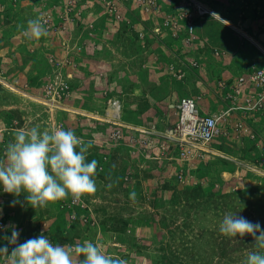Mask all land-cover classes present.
I'll return each mask as SVG.
<instances>
[{
  "label": "rangeland",
  "instance_id": "1",
  "mask_svg": "<svg viewBox=\"0 0 264 264\" xmlns=\"http://www.w3.org/2000/svg\"><path fill=\"white\" fill-rule=\"evenodd\" d=\"M155 1L146 19L135 0H0V155L38 125L93 140L88 159L99 162L98 190L75 204L10 206L0 190V244L15 226L20 242L41 232L62 245L91 240L127 264H242L255 250L253 237H226L219 223L232 212L264 229L260 114L222 117L225 135L187 159L164 136L180 98H195L202 115L224 110L232 78L264 67V0H195L216 18L191 20L190 33L185 20L171 25L182 1ZM37 16L47 35L27 41L18 25ZM112 102L120 127L105 121Z\"/></svg>",
  "mask_w": 264,
  "mask_h": 264
},
{
  "label": "clouds",
  "instance_id": "2",
  "mask_svg": "<svg viewBox=\"0 0 264 264\" xmlns=\"http://www.w3.org/2000/svg\"><path fill=\"white\" fill-rule=\"evenodd\" d=\"M18 28L27 41L47 35L45 22L40 16L29 19L26 25H18ZM214 127V121L209 120L197 134L208 139ZM93 146V140L83 139L70 128L49 130L35 125L27 130L20 129L0 155V190L14 197L10 206L27 204L33 209H43L69 198L75 204L98 190L99 162L88 159ZM22 193L23 201L19 199ZM3 228L0 225V229ZM9 230L11 235L2 237L6 243L0 244V258L6 264H127L125 259L106 253L91 240L62 245L53 243L41 232L20 242L17 228L9 226ZM219 232L229 238L253 237L255 250L248 252L242 264H264V229L259 222L253 223L239 213L227 212L219 223Z\"/></svg>",
  "mask_w": 264,
  "mask_h": 264
},
{
  "label": "built area",
  "instance_id": "3",
  "mask_svg": "<svg viewBox=\"0 0 264 264\" xmlns=\"http://www.w3.org/2000/svg\"><path fill=\"white\" fill-rule=\"evenodd\" d=\"M135 2L139 6V10H141L140 12L144 15L141 14L146 19L152 16L155 9L158 8L155 0H135ZM114 3L115 2L112 1L110 4ZM109 11H113L116 18L120 17L118 14H115L114 6L109 5ZM205 16L216 18L215 14L204 4L195 0H183V12L178 15V18H173L174 24L171 25L175 26L177 25V21L185 20L186 27L190 33L192 29L191 20L195 18L201 19ZM163 23L164 26H169V21L166 18H163L161 25H163ZM139 35L141 34L139 33ZM221 83V86L225 87V83ZM228 87L230 93L223 98L226 101V107L219 113L202 115V111L195 98L183 97L174 105L175 122L168 133H165L164 137L171 143L172 147L177 149L180 159H187L190 155L194 156L198 152H203L200 149L201 147L212 142L220 133L225 135V132L222 133L220 131L218 123L222 117L231 116L230 113L238 111L243 116L260 114V118L264 121V67L252 68L245 73L233 77ZM115 107H117L118 110L112 112V114L117 116L120 109L118 102H112L108 106V110L114 109ZM105 112V116H107L108 111L106 110ZM116 119L118 118L108 115L105 121L115 127H120L121 125L118 122L112 121ZM209 120H213L215 123L211 137L208 139L199 137L197 134L198 129ZM239 128H242V124L239 125ZM244 131H246L245 127ZM111 136L112 138L118 139L120 137V131L116 129L115 132L111 133ZM0 225L4 226L2 220H0Z\"/></svg>",
  "mask_w": 264,
  "mask_h": 264
},
{
  "label": "bare ground",
  "instance_id": "4",
  "mask_svg": "<svg viewBox=\"0 0 264 264\" xmlns=\"http://www.w3.org/2000/svg\"><path fill=\"white\" fill-rule=\"evenodd\" d=\"M4 81V80H3ZM4 84V83H3ZM6 85L8 86V87H10L9 85H8V83L6 82ZM12 89H14V88H12ZM15 91V90H14ZM25 95H27L26 93H25ZM32 98V97H31ZM34 98V97H33ZM36 99V98H35ZM38 100V99H37ZM55 104V103H54ZM55 107H60L59 105H55ZM63 107V109H66V107H64V106H62ZM118 110V108L117 107H115L114 109H111L107 114L109 115V116H112V117H114V118H118V115H119V113H118V115L116 116V115H113L112 114V112H116ZM107 115V116H108ZM95 116V118L96 119H100L99 118V116L98 115H94ZM107 116H105L106 117V120H107ZM113 122L115 121V122H118V119H116V120H112ZM108 122H111V121H108ZM113 124V123H112ZM203 152H208V150L205 148V147H201L200 148ZM213 152H214V150H213Z\"/></svg>",
  "mask_w": 264,
  "mask_h": 264
},
{
  "label": "trees",
  "instance_id": "5",
  "mask_svg": "<svg viewBox=\"0 0 264 264\" xmlns=\"http://www.w3.org/2000/svg\"><path fill=\"white\" fill-rule=\"evenodd\" d=\"M180 1H182V3H183V0H175V3H179ZM169 12V11H168ZM208 18H210V16H205V17H203V18H195V19H193L194 21H199V20H203V19H208ZM196 25V24H195ZM211 39V38H210ZM221 198H223V197H221ZM218 199H220V196L218 197V198H216V200H218ZM190 216V213H188L187 215H186V217L188 218Z\"/></svg>",
  "mask_w": 264,
  "mask_h": 264
},
{
  "label": "crops",
  "instance_id": "6",
  "mask_svg": "<svg viewBox=\"0 0 264 264\" xmlns=\"http://www.w3.org/2000/svg\"><path fill=\"white\" fill-rule=\"evenodd\" d=\"M216 101V100H215ZM215 104V103H214ZM172 105H175V104H172ZM210 105V104H209ZM213 104H211L210 106H212ZM210 108V107H209ZM225 108V107H224ZM169 109H172L173 110V112H175V110H174V107L173 108H171V107H169ZM200 110H202V109H200ZM217 110H220V111H222V109H213V108H210V109H207V113L209 114V113H216L217 112ZM173 127V126H172ZM171 127V128H172Z\"/></svg>",
  "mask_w": 264,
  "mask_h": 264
}]
</instances>
